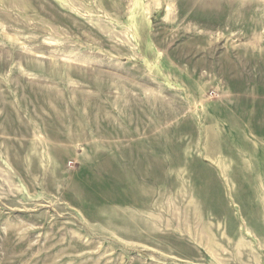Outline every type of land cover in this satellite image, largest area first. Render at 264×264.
<instances>
[{"label":"rangeland","instance_id":"obj_1","mask_svg":"<svg viewBox=\"0 0 264 264\" xmlns=\"http://www.w3.org/2000/svg\"><path fill=\"white\" fill-rule=\"evenodd\" d=\"M0 264H264V0H0Z\"/></svg>","mask_w":264,"mask_h":264},{"label":"built area","instance_id":"obj_2","mask_svg":"<svg viewBox=\"0 0 264 264\" xmlns=\"http://www.w3.org/2000/svg\"><path fill=\"white\" fill-rule=\"evenodd\" d=\"M211 96H212V97H214V96H215V94H214V93H212V94H211Z\"/></svg>","mask_w":264,"mask_h":264}]
</instances>
